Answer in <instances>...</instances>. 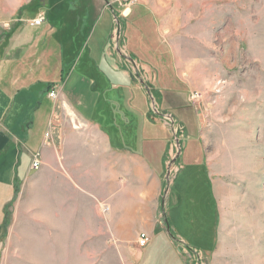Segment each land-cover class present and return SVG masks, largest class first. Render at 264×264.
Instances as JSON below:
<instances>
[{
	"label": "rangeland",
	"instance_id": "obj_1",
	"mask_svg": "<svg viewBox=\"0 0 264 264\" xmlns=\"http://www.w3.org/2000/svg\"><path fill=\"white\" fill-rule=\"evenodd\" d=\"M136 1L153 7L159 2L114 1L117 11L109 27L111 51L119 60H128L134 58L128 44L138 43V39L151 43L152 52H157V60L161 55L162 61L159 66L152 63V70L156 66L161 72L151 77L153 72L144 68L139 57L137 69L126 60V70L135 68L138 75L129 74L135 98H131V89L116 84L126 96L115 99L114 104L129 111L133 108L136 121L129 125L133 115L126 112L113 119L122 142L128 137L146 138V134L168 135L170 139L164 155L166 168L159 177L160 193L149 207L156 213L158 228L140 264H264V0H166L163 7L181 19L177 29L173 27L180 36L172 41L184 46L190 59H197L180 81L167 77L166 50L153 37L156 24L145 18L139 32L140 26L132 27L124 18L123 14L129 13L125 9L136 11ZM92 3L0 0V87L12 89V96L16 90L21 102L33 107L28 92L57 86L56 76L67 66L63 62L78 49L80 32L91 24L93 17L87 10ZM39 13L45 15L44 23L31 27L30 21ZM103 15L98 14L97 20L105 27L110 19ZM141 32L145 36L139 37ZM54 40L60 46L59 55ZM140 50L146 56L149 47ZM186 51L179 56H187ZM53 55L62 59L54 71ZM50 92L56 95V89ZM107 99L112 101L110 92L103 101ZM9 100L12 97L0 90V139L16 141L17 146L11 186L1 182L4 186L0 188V264H139L141 249L136 241L140 230L125 218L117 224L120 216L115 211V194L103 189L105 177L86 175L83 160L72 162L75 175L69 174V138L79 129L83 134V124L77 120L72 124L68 113L59 110L53 123L60 156L53 165L49 154L41 165L37 145L33 143L27 150L26 142L31 133L32 138H39L43 128L36 124L33 112L25 119V112H9L7 105L3 107ZM153 103L158 113L167 110L175 114L178 119L173 126L154 112ZM44 110L42 105L39 111L43 114ZM138 110L144 120L140 121ZM148 116L166 127L155 125L147 130L144 123ZM17 123L18 128L8 127ZM101 125L107 132L115 131ZM131 127L132 136H127ZM51 135L49 130L44 137L49 140ZM174 137L180 145L177 158ZM192 137L199 142V153L193 154L200 158L199 163L185 154L187 138ZM9 142L0 149V157ZM25 155L27 166L18 172ZM34 160L40 162L37 170L31 169Z\"/></svg>",
	"mask_w": 264,
	"mask_h": 264
},
{
	"label": "crops",
	"instance_id": "obj_2",
	"mask_svg": "<svg viewBox=\"0 0 264 264\" xmlns=\"http://www.w3.org/2000/svg\"><path fill=\"white\" fill-rule=\"evenodd\" d=\"M102 1L92 0L93 3L87 10V12H89L88 15L93 17L89 20L91 24L88 25V23L87 28L83 27L84 29L80 32L82 42L78 44V49L71 53L69 59L63 62V64L67 65L66 67L68 69L65 67L61 71L60 68L58 76H56L59 82L58 85L53 88L56 89V95L54 98L48 97V92L53 89L48 91L46 86L40 87L41 92H37V89H32L27 94L25 93L26 95H30L29 98L33 97L34 106L32 107L29 103L21 102V96L16 90L14 96H12V89L7 90V88L3 89L0 87V90L6 97H12V100H9V102L4 104L3 107L7 105L6 108H9V112H25L26 115L24 116V119L28 118L29 114L33 112L36 124L41 126L40 128H43L42 135H40L39 138H32V133L30 132L31 135L29 134V136H27L28 140L26 142L27 150L28 147L32 149L34 145H37L36 149H38L42 155L41 165L45 162V158L49 157V154H51V163H53V165L55 164V159H58L60 156L58 153V146L56 145L58 143L57 138L54 135V130L56 128L53 123L59 110L60 112H64V114L68 113V117L72 124L75 123L76 120L83 124V134L79 129L78 133H75L69 138V150L67 154L69 174L73 173L75 175V166H73V163H75L74 161L83 160L84 173L86 175L99 173V175L105 177V180L102 181L104 185L103 189L115 194V211H117L120 216V218L117 219V224H120L121 220H124L122 218H125L126 222L131 221L133 224L137 225L135 228L140 230L139 233L145 232L148 235L147 245L140 248L141 252L137 259L140 264L143 252L148 250L153 242L155 230L158 228L155 223L156 213L149 207L158 199L160 193L161 180L159 177L166 168L164 155H166L165 150L168 145L170 147V139L167 135L168 132L166 131L167 136L163 137L146 134V138L141 136H139V138L128 137L126 139L129 140H125V142L121 141V136H119L121 130H119L118 126L115 127L116 124L114 123L115 119H113V117H116L117 115L121 116L126 112L129 116L133 115L134 120L136 119V112L133 108H130L132 111H129L128 109H122L120 106L114 104L115 99L121 97L124 99L126 96V93L122 94L121 90H118L117 85L121 83V88L125 87L132 90L129 81V74L132 73L134 74V78L137 77L134 73L135 68H133V72L126 70L127 59L121 58V60H119L111 51V32L109 27L110 29L112 28L113 15L117 10L116 7H114L115 0H113V2H108V5H105V1ZM146 1L147 0H145V2ZM158 1L159 2H156L154 7L152 6V3L147 5L148 3H138L136 1L135 5H133L136 7V11H132L131 8L125 9L124 12L129 11V13L127 15L123 14V16L128 19L132 27L135 26L136 28L140 26V30H138L139 32L142 31L144 26L143 21H146V19L149 20V22L156 24L153 37L155 38V41L166 50V55L169 60V70L167 72L169 75L167 77L170 79L172 77L173 79L180 81L181 76L184 77L187 73L192 71L191 69H193L197 59H190L189 52L184 50L185 47L178 46L172 41L180 36L173 31V27H176L177 29V25L181 22V19L178 18L179 14L175 11L163 7L166 0ZM98 14L99 16L101 14H104L103 16L106 15L107 19H110V25L106 23L105 27L100 26V22L97 20ZM172 22L175 24H172ZM107 31L108 34L106 33ZM179 32L182 33V30H179ZM144 33H139V37L145 36ZM187 37L188 35L186 38ZM138 40V43L128 44L130 50L133 52L132 56L134 58H132V62L127 60V63H133L137 69V58L139 57L138 59L142 60L143 64L146 65L144 68H146L151 74L153 72L151 77H154L157 73L158 74L155 78L158 77L161 71L158 70L159 68L156 66L159 62H162L161 55L159 58L160 61L159 59L157 60L156 57H158V54L155 51L152 52V44L145 43L140 39ZM54 41L57 48L56 52L59 55L60 46L56 40ZM128 46L126 48H128ZM148 47L149 51H147V55L144 56L140 48H143L145 51ZM183 51H186L185 53L187 56H179V53L182 54ZM58 55L56 57L55 55L50 57V62L52 64L51 69H53V71L56 69H54V67H57L62 63V59H59ZM152 63H155L156 65L153 70ZM64 74L66 75L63 77ZM130 78L132 82H134L132 75H130ZM139 85L144 87L142 83ZM106 86H108V88L104 89ZM141 86L140 89L144 90L145 88L143 89ZM132 91L133 95L131 98L134 99L136 91ZM108 92H110L112 101H108V99L107 101H103L104 96H107ZM130 102L134 104V100ZM183 104L182 106H184ZM42 105L43 107L45 106L44 113L46 114H42L39 111L42 108ZM158 107L161 109L162 105ZM162 113H165L162 115H169L173 120V124L175 120L178 119L175 114L170 111L164 110ZM140 115V121L141 118L144 120L141 112ZM160 117L167 120L162 116ZM124 120H126V118H124ZM146 120L150 122H147V125ZM135 121L136 120L129 123V125H132V123L134 125ZM101 123H104L107 128L115 131L107 132ZM155 125L161 129L166 127L159 119H153L150 116L145 118L144 126H146L147 130H153ZM8 127L18 128L19 123L13 126L8 125ZM132 128L133 127L127 131L129 133L127 136H132V134H130V132L133 131ZM186 129L188 128L186 127ZM49 130L52 131L53 136L51 135L48 140L45 139L44 134ZM138 135H141V133H138ZM193 140L196 139L193 137L190 139L187 138L185 154L187 156L190 154V156L194 158V161H198L197 163H199L200 158L197 155H193L197 151V154L199 153V142ZM160 141H162V143H160ZM8 142L9 139L7 138L0 139V143L2 144L0 149ZM15 142L10 140L7 152L0 157V177H4V180H0L1 189L4 185L6 187L11 186V180L14 175L15 155L17 151ZM131 143H135L137 147H131ZM159 145L161 146V149L158 151L157 146ZM27 163L28 158L25 155L21 158V166L19 167L18 172H23ZM122 176L125 177L124 180H121ZM1 182H4L5 184L3 185Z\"/></svg>",
	"mask_w": 264,
	"mask_h": 264
},
{
	"label": "built area",
	"instance_id": "obj_3",
	"mask_svg": "<svg viewBox=\"0 0 264 264\" xmlns=\"http://www.w3.org/2000/svg\"><path fill=\"white\" fill-rule=\"evenodd\" d=\"M45 21V15L42 14V13H39L35 18H33L31 21H30V26L31 27H40ZM55 94L54 92H50L48 94V97L49 98H54ZM39 164L40 162L38 160H34L32 163H31V169L32 170H37L39 168ZM147 242H148V235L145 233V232H141L138 234L137 236V246L140 247V248H143L147 245Z\"/></svg>",
	"mask_w": 264,
	"mask_h": 264
},
{
	"label": "water",
	"instance_id": "obj_4",
	"mask_svg": "<svg viewBox=\"0 0 264 264\" xmlns=\"http://www.w3.org/2000/svg\"><path fill=\"white\" fill-rule=\"evenodd\" d=\"M105 3L108 5V1L105 0ZM128 60H130V61L132 62V59H131V58L128 59ZM136 77L138 78V75H137V74H136ZM139 82L142 83V81H141L140 79H139ZM142 84H143V83H142ZM146 91L148 92L149 90L146 89ZM154 105H155V104L153 103V104H152V107H153L154 112H155L156 114H158V115H160V116L166 118L167 120H169V121L171 122V125L173 126V120H172V118H171L169 115H162V114L158 113L157 110H156V107H154ZM174 141H175L176 146L178 147V153H177V156H176V158H177V157H178V154H179V151H180V145H179V140H178L177 138L174 137ZM174 161H175V159H172V160H171V163H173ZM171 163L169 164V166H168V168H167V170H166V181H168V178H169V167H170ZM166 189H168V184H167V186H166ZM164 221L166 222V220H164ZM167 231H168V233H169L168 228H167Z\"/></svg>",
	"mask_w": 264,
	"mask_h": 264
},
{
	"label": "trees",
	"instance_id": "obj_5",
	"mask_svg": "<svg viewBox=\"0 0 264 264\" xmlns=\"http://www.w3.org/2000/svg\"><path fill=\"white\" fill-rule=\"evenodd\" d=\"M167 225V224H166Z\"/></svg>",
	"mask_w": 264,
	"mask_h": 264
}]
</instances>
